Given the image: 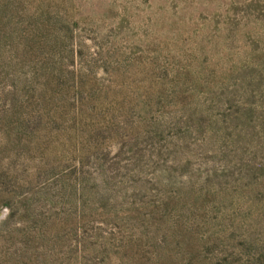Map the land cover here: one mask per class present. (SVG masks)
<instances>
[{"label":"rangeland","instance_id":"1","mask_svg":"<svg viewBox=\"0 0 264 264\" xmlns=\"http://www.w3.org/2000/svg\"><path fill=\"white\" fill-rule=\"evenodd\" d=\"M0 264H264V0H0Z\"/></svg>","mask_w":264,"mask_h":264}]
</instances>
